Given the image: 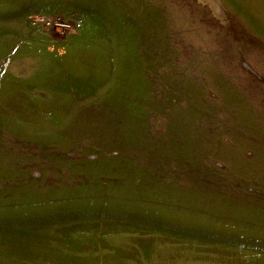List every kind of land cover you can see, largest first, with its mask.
I'll return each instance as SVG.
<instances>
[{"label":"rangeland","instance_id":"rangeland-1","mask_svg":"<svg viewBox=\"0 0 264 264\" xmlns=\"http://www.w3.org/2000/svg\"><path fill=\"white\" fill-rule=\"evenodd\" d=\"M0 264H264V0H0Z\"/></svg>","mask_w":264,"mask_h":264}]
</instances>
